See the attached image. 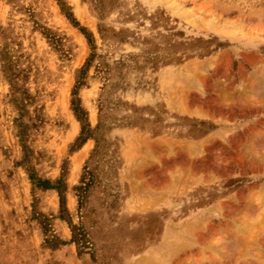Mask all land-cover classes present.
Returning a JSON list of instances; mask_svg holds the SVG:
<instances>
[{
  "label": "rangeland",
  "instance_id": "obj_1",
  "mask_svg": "<svg viewBox=\"0 0 264 264\" xmlns=\"http://www.w3.org/2000/svg\"><path fill=\"white\" fill-rule=\"evenodd\" d=\"M0 264H264V0H0Z\"/></svg>",
  "mask_w": 264,
  "mask_h": 264
},
{
  "label": "bare ground",
  "instance_id": "obj_2",
  "mask_svg": "<svg viewBox=\"0 0 264 264\" xmlns=\"http://www.w3.org/2000/svg\"><path fill=\"white\" fill-rule=\"evenodd\" d=\"M184 69V68H183ZM180 76H181V74H180ZM145 145H149V143H146ZM149 146H152V144H150Z\"/></svg>",
  "mask_w": 264,
  "mask_h": 264
}]
</instances>
